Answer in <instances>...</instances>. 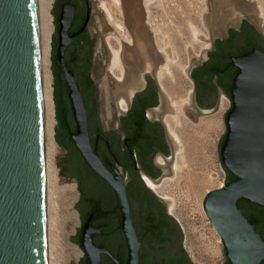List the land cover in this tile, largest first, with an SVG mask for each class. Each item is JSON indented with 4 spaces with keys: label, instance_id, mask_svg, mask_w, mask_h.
Returning a JSON list of instances; mask_svg holds the SVG:
<instances>
[{
    "label": "water",
    "instance_id": "obj_1",
    "mask_svg": "<svg viewBox=\"0 0 264 264\" xmlns=\"http://www.w3.org/2000/svg\"><path fill=\"white\" fill-rule=\"evenodd\" d=\"M90 0H57L53 12V78L59 175L76 178L82 228L80 264H193L180 225L140 177L157 180L155 154L171 155L158 116L160 92L151 72L133 94L125 132L103 130L99 92L90 77L97 30L87 24ZM222 25L211 29L213 50L192 59L193 106L217 111L220 86L231 100L219 156L222 188L203 210L224 245L225 264H264V37L242 11L220 3ZM146 108L155 116L150 121ZM123 167V175L115 165ZM126 171L128 179L124 182ZM0 264H47L43 119L36 0H0Z\"/></svg>",
    "mask_w": 264,
    "mask_h": 264
},
{
    "label": "rangeland",
    "instance_id": "obj_2",
    "mask_svg": "<svg viewBox=\"0 0 264 264\" xmlns=\"http://www.w3.org/2000/svg\"><path fill=\"white\" fill-rule=\"evenodd\" d=\"M90 1L92 14L89 30L93 36L91 26L97 30L94 55L99 54L103 59H100L98 65L102 72L101 76L96 79L94 77L96 69L91 71L98 86L99 116L101 120L103 114L108 119H114L116 102L111 87L115 74L109 75V55L111 47L116 48L117 45L112 26L107 23L108 17L105 14L101 15L99 10V3L106 2L111 5L112 0ZM223 1L231 8L244 12L264 37V0H126L130 9L133 8L131 16L133 18L134 15L136 25L140 24L138 27L150 35V43L156 54L155 59L150 55L152 57L150 63L153 70L160 74L161 89L164 93L160 104L161 112L163 117L171 122L180 139L179 152L172 142L174 157L170 169L166 174V180L162 184H157L158 190L154 194L163 198L167 214L170 212L180 225L184 234L183 247L193 264L226 262L223 242L204 213L203 199L208 192L222 188L226 183V172L219 156V143L227 131L225 114L231 103L226 99L222 109L209 114L198 113L193 104L196 112L189 111L191 107L189 103H192L195 92V84L189 75L192 59L195 58L196 65H200L202 53L211 49L213 44L211 29L218 20L217 24H222L219 6ZM56 2L57 0H51L53 33L56 31L54 22L56 16L53 12ZM36 3L38 25L41 29L42 0H36ZM124 9L127 11L126 7ZM118 27L120 32L128 34L126 25ZM106 29L109 34L107 39L101 37ZM52 56L51 49L53 74ZM215 118L217 122L214 130L200 128L199 121L208 122ZM55 139L59 146L58 155L67 154L68 150L56 138V127ZM174 164H177V168H173ZM56 167L58 180L52 203L51 223L57 263L80 264L84 253L77 243L71 241V236H76L77 228H80L75 208L78 187L74 178L59 175L62 168L58 165ZM73 186L76 189L75 200L69 195V190L73 189ZM168 200L172 202L171 211ZM214 245L218 247L217 253L213 250Z\"/></svg>",
    "mask_w": 264,
    "mask_h": 264
},
{
    "label": "bare ground",
    "instance_id": "obj_3",
    "mask_svg": "<svg viewBox=\"0 0 264 264\" xmlns=\"http://www.w3.org/2000/svg\"><path fill=\"white\" fill-rule=\"evenodd\" d=\"M123 6L126 7L127 11H124L125 9ZM51 8V0H42L40 14L42 18V26L41 29H39L38 18L37 27L40 64V92L43 119L47 264H58L57 255L55 254L56 246L52 239L53 225L51 223L52 203L58 180L56 158L59 152V146L55 139V102L53 93L54 78L51 70L52 35L54 30L53 19L51 16ZM131 9L129 7V4H127L126 0H112L111 5L106 2L99 3L100 13L101 15L105 14L108 17L107 23L108 25L112 26V33L114 34L115 43L117 45L116 48L111 47V52L109 55V75L111 76L112 74H115V80H113L111 90L113 93L114 102H116L114 103L116 115H114V119H108L104 114L102 115V121L104 125L108 127V129L109 127L117 126V114H119L118 112L120 111V107H126L128 98L132 95L135 88L140 86L139 84L143 80L144 71L149 70L151 68L150 58L153 57L155 59L156 57L154 48L150 43V35L146 31L138 27L140 24L138 26L136 25V20H133L135 18L134 15L133 18L131 16ZM36 17H38L37 3ZM217 22H219V20ZM217 22L214 26L222 25L221 23L217 24ZM122 25L127 26L126 29L128 30V34H123L117 29L118 26L120 27ZM107 32V29L106 31H103L101 37L105 39L109 38V34H107ZM101 58V55L98 54L97 68L94 73V77L96 79L100 77L102 73L100 68H98ZM109 75L108 78L110 79ZM157 79L159 81V84L161 85L160 74H157ZM189 104L191 105L189 111L195 113L196 111L193 108L192 103ZM223 106L224 103H221L220 109H222ZM150 115H152L151 112ZM163 119L166 124L170 138H172V142L176 147L175 149L177 152H179L180 139L177 133L175 132L171 122L168 121L166 117H163ZM216 122V118L209 120L208 122L201 120L199 121V126L201 129L204 128L207 131H212L216 127ZM173 168H177V164H174ZM148 183L150 187L153 188L155 191L158 190V186H156L154 182L150 181ZM69 195L73 200H75L76 193L74 186L73 189L69 190ZM168 201L170 204L171 211L172 202L170 200ZM213 250L215 251V253H217L218 247L214 245Z\"/></svg>",
    "mask_w": 264,
    "mask_h": 264
},
{
    "label": "flooded vegetation",
    "instance_id": "obj_4",
    "mask_svg": "<svg viewBox=\"0 0 264 264\" xmlns=\"http://www.w3.org/2000/svg\"><path fill=\"white\" fill-rule=\"evenodd\" d=\"M91 14H92V9H91ZM90 19H91V15H90ZM90 19H89V21H88L87 28H88V32H89V34H90V37H91V38H94V36L90 33V30H89V22H90ZM212 50H213V44H212L211 49H209V51H212ZM101 60H103V59H101ZM101 60H100V62H101ZM96 68H97V55H96V54L94 55V53H93V64H92V70H95ZM92 70H91V71H92ZM146 72H151V73L153 74V76H154V78H155V81H156V83H157V86H158V88H159L160 98H161V102H162V100H163V96H164V93H163V91H162V89H161V86H160V84H159V81L157 80V72H155V71L153 70L152 65H151V68H150L149 70L144 71V74H145ZM144 74H143V80H142L141 83L139 84L140 86H138L139 88H138V87L135 88V90L133 91L132 95L130 96L131 98H130V97L128 98L126 107H125V108L120 107V111L118 112L119 114H117V126H116V127H109V129L114 128V129L118 130L119 133L121 134V138H122V140L125 139V136H126V135H125L124 129H123L122 124H121V121H120V115H121V114H128V111H129V108H130V104H131V100H132L133 94H134L135 92L140 91V90H142V89L145 88V85H146V79H145ZM90 77H91L93 80H95L94 77L92 76V74H90ZM192 79H193V78H192ZM95 82H96V81H95ZM193 82H194V84H195V81H194V80H193ZM218 91H219V104H218V109H220V108H221V103H225V100H226V99L229 100V102L231 103V100L229 99V97L227 96V94L224 92V90H223L220 86H218ZM161 102H160V104H161ZM160 107H161V106H160ZM230 108H231V107H230ZM124 111H125V112H124ZM150 112L152 113V115H150ZM146 116H147V118H148L150 121H152V120L154 119V116H155V111H154V109H152V108H146ZM158 116H159V118H160V120H161V122H162V124H163V126H164V129H165V132H166V135H167V138H168L169 144H170V148H171V155H169V156L167 157V156H166L163 152H161V151H158V152L155 154L154 159H153V163H154V165H155L156 167L162 169V171H163V174H162L157 180H155V179L151 178L150 176H148V175H147V174L141 169V167H140V165H139V162H138V158H137L136 150H135V148L133 149V150H134V156H135V161H136L137 169H140V170H139L140 177H141V179L144 181L146 187L149 188L153 193H155V190H154L153 188L150 187V185H149L148 182L152 181V182L155 183L156 186H158L157 184H162V183L166 180V174H167V172L169 171L168 169H170V164H171L172 159H173V157H174V155H173V143H172V140H171L170 135H169V133H168V130H167L166 124H165V122H164V119H163V116H164V115H163V113L161 112V108H159ZM99 118H100V116H99ZM100 121H101V125H102L103 130H109L108 128H105V127H104L101 118H100ZM115 165H116L117 169L119 170L120 174L123 175V167L120 166L119 163H118L117 161H115ZM74 179H75V181H76V183H77V187H78V180H77L76 178H74ZM127 179H128V171H126L125 178H124V182H126ZM74 188H75V187H74ZM75 193H76V189H75ZM157 197L163 201V198H161V197L158 196V195H157ZM80 198H81V193H80V191L78 190V200H77L76 205L80 202ZM76 212H77L78 217H79V220H80V228H79V229H81V228H82V219H81V215H80V212H79L77 209H76ZM168 215L172 216V214H171L170 212L168 213ZM172 217H173V216H172ZM174 219H175V218H174ZM175 220H176V219H175ZM78 245H79V244H78ZM79 247L81 248L80 245H79ZM81 250L83 251L82 248H81ZM83 253H84V251H83ZM84 257H85V253H84Z\"/></svg>",
    "mask_w": 264,
    "mask_h": 264
},
{
    "label": "trees",
    "instance_id": "obj_5",
    "mask_svg": "<svg viewBox=\"0 0 264 264\" xmlns=\"http://www.w3.org/2000/svg\"><path fill=\"white\" fill-rule=\"evenodd\" d=\"M52 63H53V56H52ZM190 259V258H189Z\"/></svg>",
    "mask_w": 264,
    "mask_h": 264
}]
</instances>
